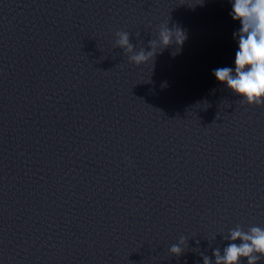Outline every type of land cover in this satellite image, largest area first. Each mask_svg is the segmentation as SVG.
<instances>
[{"label": "water", "instance_id": "1", "mask_svg": "<svg viewBox=\"0 0 264 264\" xmlns=\"http://www.w3.org/2000/svg\"><path fill=\"white\" fill-rule=\"evenodd\" d=\"M199 2L0 0V264H203L264 227V104L215 80L239 23ZM167 21L153 65L114 46Z\"/></svg>", "mask_w": 264, "mask_h": 264}, {"label": "clouds", "instance_id": "2", "mask_svg": "<svg viewBox=\"0 0 264 264\" xmlns=\"http://www.w3.org/2000/svg\"><path fill=\"white\" fill-rule=\"evenodd\" d=\"M200 0L199 3H201ZM228 15L239 26L232 32L236 43L231 65L212 69L215 80L249 105L264 104V0H228ZM127 31L115 32L114 46L127 54L130 63L137 66L154 62L155 55L175 44L179 52L186 33L177 25L171 28L161 22L155 36L148 41V50L135 47ZM166 84L162 83V87ZM228 243L213 249V258L202 255L203 264H257L264 258V227L251 225L245 230L240 224L231 227L223 236ZM198 243V241H197ZM186 246V237L180 236L168 251L179 256Z\"/></svg>", "mask_w": 264, "mask_h": 264}]
</instances>
